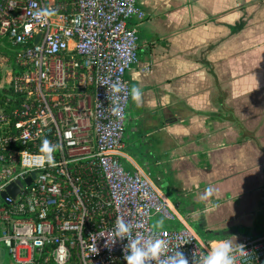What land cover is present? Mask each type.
Here are the masks:
<instances>
[{"label":"built area","instance_id":"1","mask_svg":"<svg viewBox=\"0 0 264 264\" xmlns=\"http://www.w3.org/2000/svg\"><path fill=\"white\" fill-rule=\"evenodd\" d=\"M137 2L0 0V38L14 52L0 104V264H126V238L105 244L117 219L129 240L162 241L158 264H175L176 253L194 264L206 251L187 226L153 227V216L176 214L120 162ZM240 244L235 264H264V234Z\"/></svg>","mask_w":264,"mask_h":264},{"label":"crops","instance_id":"2","mask_svg":"<svg viewBox=\"0 0 264 264\" xmlns=\"http://www.w3.org/2000/svg\"><path fill=\"white\" fill-rule=\"evenodd\" d=\"M137 5L144 17L127 22L138 60L125 73L120 162L176 214L153 216V227L187 226L205 248L263 235L264 0Z\"/></svg>","mask_w":264,"mask_h":264},{"label":"clouds","instance_id":"3","mask_svg":"<svg viewBox=\"0 0 264 264\" xmlns=\"http://www.w3.org/2000/svg\"><path fill=\"white\" fill-rule=\"evenodd\" d=\"M113 92L120 90V85L114 83L112 86ZM140 91L138 88L131 90V96L133 101L139 103ZM206 192L211 194L212 189L209 187ZM130 233V226L123 219H117L114 225L113 238L105 241L108 245L109 242H113L118 238H126L127 255H124L126 264H149L150 261L159 262L160 250L162 241L158 238H154L153 234L143 238V242L140 239H128ZM241 255L245 254L243 245L229 240H218L211 247L199 257H196L194 264H235L236 257L234 253ZM175 264H187V261L179 254L176 253Z\"/></svg>","mask_w":264,"mask_h":264},{"label":"rangeland","instance_id":"4","mask_svg":"<svg viewBox=\"0 0 264 264\" xmlns=\"http://www.w3.org/2000/svg\"><path fill=\"white\" fill-rule=\"evenodd\" d=\"M4 39L6 40V38H4ZM2 44H4V43L0 42V46ZM5 47L7 48V50H10V53H12V54L14 53L13 49H12V47H13L12 45L9 44V45H7ZM11 64H12L11 63V59H10L8 53H6L4 55L0 53V86L5 85L4 80L7 78V72L9 71ZM262 192H263V195L261 197V201H262V199L264 197V191H262ZM4 257H7L6 253H5V251L3 249L2 250L0 249V261Z\"/></svg>","mask_w":264,"mask_h":264},{"label":"trees","instance_id":"5","mask_svg":"<svg viewBox=\"0 0 264 264\" xmlns=\"http://www.w3.org/2000/svg\"><path fill=\"white\" fill-rule=\"evenodd\" d=\"M0 42H3L4 44H2L0 46V53L1 54H6L8 53L10 59H11V63L13 62V54L10 53V50H7V48L5 46L9 45L10 43L8 41H6L4 38H0ZM11 45V44H10ZM6 95H8V90L5 88V86L3 85L0 88V104L4 101L3 99L6 97Z\"/></svg>","mask_w":264,"mask_h":264},{"label":"water","instance_id":"6","mask_svg":"<svg viewBox=\"0 0 264 264\" xmlns=\"http://www.w3.org/2000/svg\"><path fill=\"white\" fill-rule=\"evenodd\" d=\"M27 181L29 182V179H28ZM6 190L12 195V198L15 197L16 192H17V189H16V187H14L13 184L8 185L7 188H6ZM1 196H2V197H5V193L2 192V193H1Z\"/></svg>","mask_w":264,"mask_h":264}]
</instances>
